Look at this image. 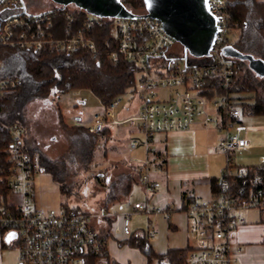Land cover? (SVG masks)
Segmentation results:
<instances>
[{
  "label": "built area",
  "instance_id": "1",
  "mask_svg": "<svg viewBox=\"0 0 264 264\" xmlns=\"http://www.w3.org/2000/svg\"><path fill=\"white\" fill-rule=\"evenodd\" d=\"M206 7L217 23L210 52L201 57L208 58L206 64L166 59L179 44L162 30L157 20L145 17L144 13H135L131 18H103L74 6H59L32 14L26 11L24 0H0V48L64 55L86 51L96 56L97 45L92 39L95 25L110 21L111 38L116 44L110 53L112 61L124 59L137 72L134 94L138 112L117 118L114 110L121 98H116L95 112L89 125L83 126L95 136L112 126L141 133L142 139L128 138L127 149L143 146L149 153L154 134L186 130L195 124L203 128L215 124L224 133L217 151L226 155L228 167L215 183V197H185L188 235L194 245L187 250L184 262L236 264L230 250V234L243 222L242 211L264 212V188L256 175L249 177L246 170L232 174L230 169L231 154L246 145L245 139L232 131L241 125L243 116L228 93L234 69L223 51L229 46L226 38L231 31V14L228 0H206ZM75 11L81 16H75ZM15 85V81L0 82V95ZM5 129L11 136V146L7 151L8 167L0 169V181L9 193L0 201V229L11 234V245L18 243V264H87L90 258L106 255L107 239L91 225L90 214L74 207L54 210L34 204V182L42 173L40 157L24 150L22 128L13 124ZM133 162L147 196L146 202L133 205V213L162 214L161 209L148 203L159 187V182L149 177L150 166L156 164V170L162 172L160 159ZM133 213L124 216L121 227L116 229L126 238L132 234ZM146 238L153 239V232H148Z\"/></svg>",
  "mask_w": 264,
  "mask_h": 264
},
{
  "label": "trees",
  "instance_id": "2",
  "mask_svg": "<svg viewBox=\"0 0 264 264\" xmlns=\"http://www.w3.org/2000/svg\"><path fill=\"white\" fill-rule=\"evenodd\" d=\"M127 10L143 14L144 3L142 0H123ZM59 6H56L58 8ZM55 8V7H54ZM228 8L231 14V31H237V39L232 48L241 55L259 59L264 63V0H228ZM77 16V12H73ZM81 14V13H80ZM78 16H81V15ZM110 21L95 25L92 39L96 41L97 55L92 56L86 51L70 54H48L46 51H31L18 48H0V82L15 81L16 85L9 92L0 95V169L8 167L7 151L11 146V136L5 127L18 125L23 129L24 150L36 152L40 157L42 172L47 173L52 182L59 186L61 195H69L72 185L68 181L71 169L69 163L74 160V155L79 165L88 166L93 158V152L99 143V137H108L110 130L101 129L99 135H91L83 125H66L62 113H59V123L65 136L72 143L74 155L58 160H51L36 150L34 145L25 137L27 128L26 107L32 101L49 100L52 95H62L67 92L88 90L98 98L102 106L108 105L123 94L134 93L136 85V69L125 61L119 59L113 62L110 53L115 50V42L111 38ZM230 37V36H229ZM228 43V38H226ZM229 58L234 69L233 83L228 88V93L237 97L236 105L240 106L243 117H261L264 121V80H258L252 75V70L246 66L243 75H237L242 69V60ZM166 59H184L186 63L206 64L204 59L192 56L180 45L176 46ZM264 78V77H261ZM219 92V91H218ZM219 93H223L220 91ZM249 94L244 100L237 94ZM71 156V155H70ZM126 173L120 175L118 183H112L106 193L107 203L119 202L121 198L129 194L130 189L137 178V174ZM247 175L260 178V186L264 188V168L247 169ZM212 188L216 179L212 181ZM9 190L0 181V200L7 196ZM5 199V198H4ZM65 208L66 204H62ZM3 233L5 230L0 229ZM4 230V231H3ZM126 245L137 249L146 257V264H185V255L188 248L183 250L171 249L164 254L153 251L149 242L142 236H130ZM4 247V246H3ZM107 254L100 258H90L87 264H98L100 259H106ZM105 264H117L108 261Z\"/></svg>",
  "mask_w": 264,
  "mask_h": 264
},
{
  "label": "crops",
  "instance_id": "3",
  "mask_svg": "<svg viewBox=\"0 0 264 264\" xmlns=\"http://www.w3.org/2000/svg\"><path fill=\"white\" fill-rule=\"evenodd\" d=\"M258 1L262 2V0ZM137 107L133 110L134 112L125 108L119 114L120 118L124 119L136 114ZM245 121L246 125L242 121L239 126L237 136L244 138L246 145L230 156L232 174L247 171V169L264 168L263 118L252 116ZM75 122L81 123L82 116L75 117L74 120L73 118L65 119L66 125L77 124ZM109 130L111 135V127ZM125 130L129 134H140L141 139L143 137L141 133ZM223 135L224 133L214 126L203 128L195 124L186 130L154 134L149 145V153L143 146H139L145 153L144 160L148 158L154 162L159 158L161 161L159 167H162V172L156 170L158 165L150 166L149 177L152 181H158L159 187L148 198V203L161 209L162 214L133 213V205L146 202L147 196L138 181V173L132 159L129 163L133 165V175L136 172L137 178L135 177L129 193L132 194L134 189L138 190L137 193L141 199L134 198L133 202H127V213H118L119 211L113 210V215L106 216L107 219H91V225L107 239L106 259L108 261H115L117 264H146V257L142 253L125 244L129 237L126 238L116 231L121 227L122 218L132 213L130 222L132 234L130 236H143L154 252L164 254L171 249L183 250L193 247V239L188 235L185 197L209 200L216 196L212 181L215 179L217 181L228 167L226 155L217 151V145L224 137ZM48 181L54 184L47 173H40L34 182L32 199L38 208L56 210L63 207L64 203L58 198L55 200L49 198L47 192H50V187L49 184L46 185ZM56 187L61 196L57 184ZM66 207L69 206L66 205ZM74 208L80 210L77 207ZM165 213L169 215L168 218H165ZM241 217H243V222L232 231L229 237L232 256L236 264H264V212L242 211ZM148 232H153V239L146 238ZM161 234H166V236L161 238ZM11 239L10 233L7 231L2 233L0 230V264H4L3 250L12 246ZM106 259H100V261L102 260L105 264ZM100 261L98 264H101Z\"/></svg>",
  "mask_w": 264,
  "mask_h": 264
},
{
  "label": "rangeland",
  "instance_id": "4",
  "mask_svg": "<svg viewBox=\"0 0 264 264\" xmlns=\"http://www.w3.org/2000/svg\"><path fill=\"white\" fill-rule=\"evenodd\" d=\"M24 2L26 11L32 14H35V12H47L57 6L51 0H24ZM237 34V31L229 33V46H232L235 42L238 37ZM242 64V69L237 75L245 73L248 64L244 60ZM252 75L258 80H264V78L256 76L253 72ZM76 92H78L77 95H73L72 92L62 95H52L49 100L32 101L26 107L28 131L25 137L31 145L36 147L39 153L53 161L61 159L62 156L67 158L68 156L72 157L75 150L72 148V143L65 136L62 127H60L57 108L62 113L64 120L67 118H73L74 120L75 117L82 116V124L80 122L75 123L89 125L91 116L101 107L98 98L94 97L88 90L82 89ZM237 96L246 100L249 94L243 93L237 94ZM230 97L235 104L237 97L235 95H231ZM137 106L138 99L134 93L127 92L123 94L119 106L114 110L117 114L116 117L121 119L119 114L125 108H128L132 112ZM236 106L240 107L239 105ZM250 118L246 116L242 119L245 125V120ZM212 126L215 127V124ZM238 128L239 126H235L232 131L237 134ZM111 130L112 134L110 137H99V143L92 154V161L85 168L82 169L79 165L76 155H74L72 163H69V158L67 159L68 167L71 169L67 181L72 185L70 193L68 196H60L56 184L48 181L46 185L49 184L50 187V192H47L50 199L55 200L58 198L60 202L65 203L69 207H77L80 211L90 214L93 219H107L106 216L111 215L113 210L119 211L118 213H127V202H133L134 198L141 199L139 193H137L138 190L134 189L132 190V194H127L118 203H107L106 193L110 185L118 183L120 175L133 172V165L131 166L129 161L133 159L132 161L140 162L145 158L142 147L131 151L127 149V144L130 140L128 138L135 137L141 139L140 134H129L126 133L125 129L122 130L116 126H112ZM165 236L166 234H161V238ZM18 251L17 242H14L10 248H5L3 250L4 264H18ZM100 263L103 264V261L101 260Z\"/></svg>",
  "mask_w": 264,
  "mask_h": 264
},
{
  "label": "water",
  "instance_id": "5",
  "mask_svg": "<svg viewBox=\"0 0 264 264\" xmlns=\"http://www.w3.org/2000/svg\"><path fill=\"white\" fill-rule=\"evenodd\" d=\"M62 8L74 6L99 17L131 18L135 14L126 9L121 0H51ZM144 16L157 20L171 38L192 56L206 57L209 54L217 31L214 16L206 7V0H142ZM224 55L246 61L249 69L264 77V63L243 56L231 46L223 48Z\"/></svg>",
  "mask_w": 264,
  "mask_h": 264
}]
</instances>
